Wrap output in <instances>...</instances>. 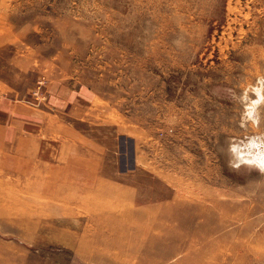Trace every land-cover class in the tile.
I'll list each match as a JSON object with an SVG mask.
<instances>
[{"label":"rangeland","instance_id":"374dc122","mask_svg":"<svg viewBox=\"0 0 264 264\" xmlns=\"http://www.w3.org/2000/svg\"><path fill=\"white\" fill-rule=\"evenodd\" d=\"M259 77L264 0H0V264H264Z\"/></svg>","mask_w":264,"mask_h":264},{"label":"clouds","instance_id":"9594fccd","mask_svg":"<svg viewBox=\"0 0 264 264\" xmlns=\"http://www.w3.org/2000/svg\"><path fill=\"white\" fill-rule=\"evenodd\" d=\"M262 80H264V77H259L257 79V81H262ZM250 89L255 94V96L257 97V99L254 100V103L257 104V105H260V104L264 103V89H262L259 85L251 86ZM262 157H264V156H262ZM256 166L258 168H260V170L262 172H264V159L258 160L256 162ZM230 168H232V167H230Z\"/></svg>","mask_w":264,"mask_h":264},{"label":"bare ground","instance_id":"6f19581e","mask_svg":"<svg viewBox=\"0 0 264 264\" xmlns=\"http://www.w3.org/2000/svg\"><path fill=\"white\" fill-rule=\"evenodd\" d=\"M252 144H254V140H252V141H250ZM256 142V141H255ZM257 144V143H256ZM248 145V144H247ZM234 148V147H233ZM264 148V147H263ZM250 149V148H249ZM249 149H248V151H249ZM242 151L243 150H240L239 152H241V154H242ZM239 156H240V158H242L243 160H250V161H252V159H254V161L255 162H257L258 160H260V159H264V157H262V156H264V152H259L258 154H253V156L251 155V156H247V157H245V155H240L237 151H235ZM245 152V151H244ZM252 152V151H251ZM256 152V151H255ZM258 152V151H257ZM237 155V156H238ZM249 157H251V158H249ZM249 161V162H250Z\"/></svg>","mask_w":264,"mask_h":264}]
</instances>
